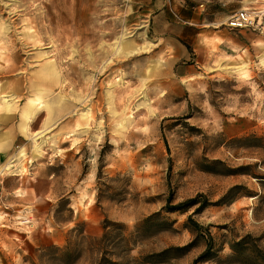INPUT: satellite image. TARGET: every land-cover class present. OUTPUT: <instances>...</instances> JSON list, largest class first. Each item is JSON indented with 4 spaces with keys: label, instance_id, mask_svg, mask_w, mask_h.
Segmentation results:
<instances>
[{
    "label": "rangeland",
    "instance_id": "374dc122",
    "mask_svg": "<svg viewBox=\"0 0 264 264\" xmlns=\"http://www.w3.org/2000/svg\"><path fill=\"white\" fill-rule=\"evenodd\" d=\"M171 2L0 0V264H264V0Z\"/></svg>",
    "mask_w": 264,
    "mask_h": 264
},
{
    "label": "crops",
    "instance_id": "0c3cea01",
    "mask_svg": "<svg viewBox=\"0 0 264 264\" xmlns=\"http://www.w3.org/2000/svg\"><path fill=\"white\" fill-rule=\"evenodd\" d=\"M141 1H142V4H145L144 6L146 7V10L151 12V13L158 12L164 7L170 8L173 6L171 0H154L153 5L148 4V3L152 2V0H141ZM163 16H164L163 12H159L158 14H156V17H159V18H162ZM194 20H195V18L193 19V21ZM167 22H168V24H170L169 21H167ZM232 30H237V29H232ZM219 32L225 34L223 30L215 31V33H219ZM200 34H201V31L198 30L196 32V41L199 40ZM227 36H228V38H232L233 40H235L234 37H232L230 34H227ZM206 52H207V50L204 47L193 48V51H190L186 46H181V47L179 46L178 51L176 52L174 58H175V60L202 61L205 58L204 54Z\"/></svg>",
    "mask_w": 264,
    "mask_h": 264
},
{
    "label": "built area",
    "instance_id": "2783aa9c",
    "mask_svg": "<svg viewBox=\"0 0 264 264\" xmlns=\"http://www.w3.org/2000/svg\"><path fill=\"white\" fill-rule=\"evenodd\" d=\"M227 24L231 29L252 28L260 32L264 31L263 19L257 12L248 9H240L230 15Z\"/></svg>",
    "mask_w": 264,
    "mask_h": 264
},
{
    "label": "trees",
    "instance_id": "16d2710c",
    "mask_svg": "<svg viewBox=\"0 0 264 264\" xmlns=\"http://www.w3.org/2000/svg\"><path fill=\"white\" fill-rule=\"evenodd\" d=\"M189 48V50L191 51V48L190 47H188ZM168 207L170 208V209H174L175 208V206H172V205H168ZM209 253V251L208 252H206L204 255H207Z\"/></svg>",
    "mask_w": 264,
    "mask_h": 264
}]
</instances>
